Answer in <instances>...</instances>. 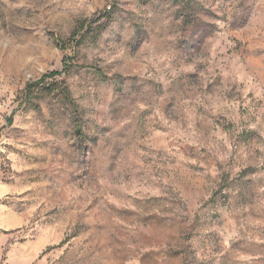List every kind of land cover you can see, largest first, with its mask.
<instances>
[{"label":"rangeland","instance_id":"1","mask_svg":"<svg viewBox=\"0 0 264 264\" xmlns=\"http://www.w3.org/2000/svg\"><path fill=\"white\" fill-rule=\"evenodd\" d=\"M0 264H264V0H0Z\"/></svg>","mask_w":264,"mask_h":264},{"label":"trees","instance_id":"2","mask_svg":"<svg viewBox=\"0 0 264 264\" xmlns=\"http://www.w3.org/2000/svg\"><path fill=\"white\" fill-rule=\"evenodd\" d=\"M101 31H102V30H100L99 33H100ZM56 74H58V72L53 73V75H56ZM53 75H52V76H53ZM67 92H68V93H67L66 97H70V95H69V90H67Z\"/></svg>","mask_w":264,"mask_h":264}]
</instances>
